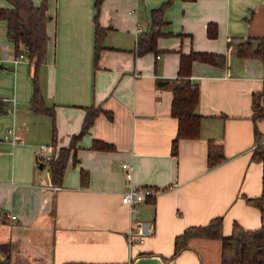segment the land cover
Segmentation results:
<instances>
[{
  "label": "crops",
  "instance_id": "obj_1",
  "mask_svg": "<svg viewBox=\"0 0 264 264\" xmlns=\"http://www.w3.org/2000/svg\"><path fill=\"white\" fill-rule=\"evenodd\" d=\"M163 1L102 0L98 19L106 34L96 60V0H47V58L39 75L45 100L55 108L56 135L51 114L30 107L32 62L18 56L0 19V97L12 108L0 113V256L9 255L12 264H220L219 237L193 235L174 253L175 236L215 215L224 234L234 220L244 228L264 224V207L243 196L264 194V155L252 157L264 140V114L255 121L251 116L263 63L234 47L264 32V0H172L157 48L140 53L136 24L146 29L152 7ZM211 21L214 35L207 33ZM190 50L223 53L225 60L192 61L200 132L179 137L174 152L172 79L180 53ZM90 106L95 117L73 140ZM14 134L20 135L16 141ZM210 137L224 154L212 166ZM94 138L112 145L95 147ZM51 141L57 150L73 146L60 182L50 163L40 166L36 157L38 144ZM124 160L133 166L135 183L159 188L136 210L121 199ZM139 224L144 240L131 244L128 230Z\"/></svg>",
  "mask_w": 264,
  "mask_h": 264
},
{
  "label": "trees",
  "instance_id": "obj_2",
  "mask_svg": "<svg viewBox=\"0 0 264 264\" xmlns=\"http://www.w3.org/2000/svg\"><path fill=\"white\" fill-rule=\"evenodd\" d=\"M7 5H0V19L6 20L8 36L15 41V50L19 54L23 51L32 62L33 94L30 107L35 112H45L52 116L53 134L56 135L55 108L47 104L40 85L39 71L42 63L47 58V44L49 33L47 20L50 13L47 11V0L35 3L34 0H9ZM172 0H165L152 7L149 26L139 32L137 37V51L142 53L149 49L157 48V38L164 33V12ZM102 0H96L95 15V59L98 60L106 27L98 19V12ZM207 33H216L215 22H208ZM237 54L241 56L259 57L264 69V32L258 35H247L234 42ZM194 59L206 60L223 64V53L190 50L181 52L178 64V74L172 79L173 98L171 103L172 114L178 117V128L172 140L173 151H177L178 139L181 136H197L200 132L201 114L196 111L198 102V84L190 78L191 65ZM251 116L255 121L264 114V82L262 87L252 92ZM11 108L10 100L0 97V113ZM97 109L93 106L87 108V113L81 131L74 134L73 140L81 135L92 123ZM255 132L258 130L255 126ZM95 147L111 146L112 143L94 138ZM72 143L61 145L55 157L50 162V169L55 182L62 181L68 160L73 154ZM264 155V140L258 142L252 151V157L260 159ZM221 142L208 138L207 165L212 166L223 158ZM82 176L87 178V170L82 168ZM247 202L260 208L264 207V194L250 196L243 194ZM222 218L220 215L212 216L204 224H189L175 236V250L186 245L187 240L193 235L217 236L221 239L220 264H264V224L255 228H244L236 220L233 221L231 231L224 234L221 231ZM0 264H12L9 255L0 256ZM47 264V263H38Z\"/></svg>",
  "mask_w": 264,
  "mask_h": 264
},
{
  "label": "built area",
  "instance_id": "obj_3",
  "mask_svg": "<svg viewBox=\"0 0 264 264\" xmlns=\"http://www.w3.org/2000/svg\"><path fill=\"white\" fill-rule=\"evenodd\" d=\"M142 29L141 24L138 22L136 24V30L140 32ZM25 53L21 51L18 56H24ZM13 132V128H8V134ZM20 138V135L14 134L12 137L13 141H16ZM57 150L56 144L51 142H40L36 147V157L37 160H43L44 163H50L52 159L55 157V153ZM122 166L125 169V178H126V186L121 192V199L123 202L127 203L131 209L136 210L139 207V202L145 200L147 197L155 196L159 191V188L154 187L150 184H137L133 181V166L132 164L124 160L122 161ZM54 188L59 189L62 187L61 183H54L52 185ZM9 215L12 217H16L15 213L9 212ZM144 229L141 224L136 227H131L128 230V240L132 244L136 240H144Z\"/></svg>",
  "mask_w": 264,
  "mask_h": 264
},
{
  "label": "water",
  "instance_id": "obj_4",
  "mask_svg": "<svg viewBox=\"0 0 264 264\" xmlns=\"http://www.w3.org/2000/svg\"><path fill=\"white\" fill-rule=\"evenodd\" d=\"M165 81H167V80H165V79H160V80H159L160 83H163V82H165ZM39 165H40V166H44V161H43V160H40V161H39Z\"/></svg>",
  "mask_w": 264,
  "mask_h": 264
}]
</instances>
